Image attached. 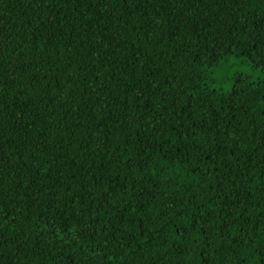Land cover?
I'll return each instance as SVG.
<instances>
[{
  "label": "trees",
  "instance_id": "obj_1",
  "mask_svg": "<svg viewBox=\"0 0 264 264\" xmlns=\"http://www.w3.org/2000/svg\"><path fill=\"white\" fill-rule=\"evenodd\" d=\"M0 264H264V0H0Z\"/></svg>",
  "mask_w": 264,
  "mask_h": 264
},
{
  "label": "rangeland",
  "instance_id": "obj_2",
  "mask_svg": "<svg viewBox=\"0 0 264 264\" xmlns=\"http://www.w3.org/2000/svg\"><path fill=\"white\" fill-rule=\"evenodd\" d=\"M238 73L249 74L253 80H257L260 76L259 71L255 70L248 61L236 57L229 58L222 65L218 66L213 72L214 76L217 78H221L223 76H232ZM232 85V79L224 84L217 83V86L222 87L226 91L230 90Z\"/></svg>",
  "mask_w": 264,
  "mask_h": 264
}]
</instances>
